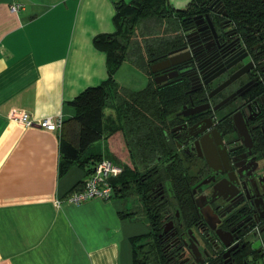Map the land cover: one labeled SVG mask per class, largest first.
<instances>
[{"label": "crops", "instance_id": "obj_1", "mask_svg": "<svg viewBox=\"0 0 264 264\" xmlns=\"http://www.w3.org/2000/svg\"><path fill=\"white\" fill-rule=\"evenodd\" d=\"M133 1L0 0V264H132L134 238L144 233L136 214L120 211L136 204L67 201L95 160L62 172V127L24 126L16 117L72 118L73 98L108 77L109 57L94 40L115 33L118 5ZM168 1L179 9L190 0ZM106 148L101 140L89 151L107 158Z\"/></svg>", "mask_w": 264, "mask_h": 264}, {"label": "flooded vegetation", "instance_id": "obj_2", "mask_svg": "<svg viewBox=\"0 0 264 264\" xmlns=\"http://www.w3.org/2000/svg\"><path fill=\"white\" fill-rule=\"evenodd\" d=\"M193 7L180 51L155 62L183 61L152 72L178 93L145 162L158 167L146 242L169 264H264V23L238 30L216 0Z\"/></svg>", "mask_w": 264, "mask_h": 264}, {"label": "trees", "instance_id": "obj_3", "mask_svg": "<svg viewBox=\"0 0 264 264\" xmlns=\"http://www.w3.org/2000/svg\"><path fill=\"white\" fill-rule=\"evenodd\" d=\"M201 1L191 0L187 8L179 9L174 8L168 0H134L129 5L120 3L114 17L116 32L100 35L94 40L96 47L106 52L109 57L108 77L99 85L80 91L71 101L74 116L62 123L61 130L66 133L61 141L64 152L62 157L65 158L61 164L62 172L72 164L85 167L94 159L92 166L87 168L89 174L94 164L102 159V155L91 153L89 148L92 144L104 140L112 149L115 159L113 162L121 167V173L111 180L112 197L127 199L134 196L137 200L132 210L120 211V214L129 217L141 214L150 223L147 234L134 238L132 264H169L160 251H157L158 245L155 241L150 239L146 242L148 236L153 235L156 230H153L154 225L151 224L154 217L153 212L149 210L151 202L147 200L150 198L147 196L150 183L144 177L158 168L145 165V162L151 160L154 153L165 145L162 130L172 112L173 97L178 92L176 88L157 85L151 79L142 90L121 93L114 74L122 61L130 59L136 63V59H140L152 76L150 64L182 45L188 19L186 16L193 12V6H197ZM216 1L227 16L233 19L238 30H243L242 24L247 22L264 23V0ZM169 19L175 26L174 35L168 33L166 20ZM150 20H156V23L165 27L162 34L148 37L136 32V29ZM133 37H137V41L132 42ZM141 39L145 40L144 44H141ZM162 47L164 51L160 53L159 49ZM112 90L121 94L122 99L114 105L118 115L117 126L105 133L104 109L108 106ZM67 123L70 124L69 132L65 131Z\"/></svg>", "mask_w": 264, "mask_h": 264}, {"label": "rangeland", "instance_id": "obj_4", "mask_svg": "<svg viewBox=\"0 0 264 264\" xmlns=\"http://www.w3.org/2000/svg\"><path fill=\"white\" fill-rule=\"evenodd\" d=\"M125 1H129V0H125ZM166 22L169 26L168 33L171 32L170 34L174 35V27H175L173 25L174 23L172 22L171 19L166 20ZM164 30H165V27L158 24V22L156 23V20H150V21H147L145 25L140 26L138 29H136V32H138V34L141 33L142 36L152 37V36H158V34H162ZM134 40L137 41V37H133L132 42H134ZM144 43H145V40L141 39V44H144ZM156 50L158 52V49ZM159 50H161L160 51L161 53L162 51H164V48L162 47ZM136 61L137 62L134 63L132 60L126 59V62L123 64L121 69L118 71L116 83L118 84L120 88L119 90H121V93L122 91L128 93V92L142 90L148 85L151 79L153 80V77L147 72L146 66L142 64L140 59H136ZM110 93L111 94L108 99V106L104 109L103 123H104L105 133H109L112 129L115 128V126H117L118 115H117V111L114 105L117 101L122 99L121 94H118L114 92L113 90ZM99 144H100L99 147L101 149H104L105 147L104 143L101 142ZM104 153L107 158L111 159L112 161L115 160L113 152L108 150V148H106ZM118 200H121V199L118 198ZM136 201L137 200L134 196L128 197L126 201L121 200L123 206H127L126 210L134 206L137 203ZM135 220L137 222V228L139 229V231L141 233H146L148 230L146 217L141 214H138L136 215Z\"/></svg>", "mask_w": 264, "mask_h": 264}, {"label": "built area", "instance_id": "obj_5", "mask_svg": "<svg viewBox=\"0 0 264 264\" xmlns=\"http://www.w3.org/2000/svg\"><path fill=\"white\" fill-rule=\"evenodd\" d=\"M18 4H12L10 10L15 12L19 9ZM18 122L24 126H38L47 130H60L63 120L60 115L48 116L40 120H33L26 113H21L16 117ZM121 173V167L107 158H102L94 164L91 172L87 175L84 187L79 192H75L67 201L73 204H81L93 198L109 200L113 196V186L111 180Z\"/></svg>", "mask_w": 264, "mask_h": 264}, {"label": "water", "instance_id": "obj_6", "mask_svg": "<svg viewBox=\"0 0 264 264\" xmlns=\"http://www.w3.org/2000/svg\"><path fill=\"white\" fill-rule=\"evenodd\" d=\"M180 49L174 50L170 53L171 54L177 53L180 51ZM182 55H183V53H178V54L171 56L169 59L155 62V63L150 65V71L155 73L158 71V69L163 68L165 66V63H170V61H171V63H174V64L179 63V62L183 61ZM154 82H157V80L154 79Z\"/></svg>", "mask_w": 264, "mask_h": 264}]
</instances>
